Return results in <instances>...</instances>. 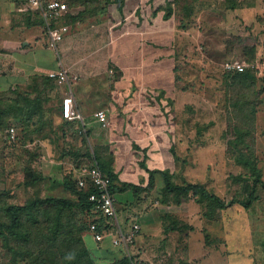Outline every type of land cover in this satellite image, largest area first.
Wrapping results in <instances>:
<instances>
[{"label": "crops", "instance_id": "1", "mask_svg": "<svg viewBox=\"0 0 264 264\" xmlns=\"http://www.w3.org/2000/svg\"><path fill=\"white\" fill-rule=\"evenodd\" d=\"M23 1L0 0V98L13 96L12 90L15 88L27 90L35 73L46 74L47 70L62 66L68 72V81L64 84L68 91L64 95L71 93L74 98L82 117L79 122L84 126L83 133L88 146L82 149V155L78 157L81 166L96 163L93 147L103 146L106 147L104 158L109 159L111 169L117 176V183L144 186L148 182L147 169L169 170L173 174L174 170L171 168H157L152 164V160L158 161L160 154L165 151L170 153V158L175 157L173 147L167 143L172 144L177 136L172 134V125L169 127L167 118L160 116L159 111H171V104H175L179 96L187 98L189 91L185 92L183 87L179 89L174 83L176 76L168 74L169 71L142 68L144 64H148L145 68H150V64L154 62L169 68L168 64L172 62V73L176 57L180 58L176 56L179 52L175 49L174 36H170L176 29L184 31L187 23L181 22L180 16L178 24L173 22L175 1L98 0L97 10L93 15L84 14V6L81 4L68 6V11L58 22L61 23L67 17L74 20L66 22L69 29L55 48L48 45L46 36L40 44V37L33 28L36 24L33 13L18 9ZM40 45H44L45 50H54L58 57L56 65L43 61L44 52L39 48ZM58 47L61 49L60 54ZM109 76H113L111 82ZM96 79H102L104 86H100ZM141 81L144 86L140 84ZM170 83L172 89L167 87ZM131 84L141 86L132 89L128 87ZM146 84L151 87H146ZM97 110L105 112L108 120L106 127H102L95 117ZM155 112L159 114L154 115ZM14 122L19 124L17 119ZM168 127L172 133L168 132ZM8 128L0 131L1 160L11 157L8 149L13 156V149H18H11L8 145L11 142L7 136ZM143 140L148 143L147 149L143 147L137 150L135 144ZM158 140L161 143L160 149L156 146ZM86 150L89 155H85ZM154 152L156 155H153ZM133 156H138L139 160H134ZM46 159L50 163L48 172L43 170L42 161ZM124 159H127L126 162ZM39 162L43 174L41 195H68L63 188L62 177L65 172L74 169L75 160L60 158L53 144L41 141ZM154 177L151 189L144 188L135 194L132 187H129L125 191L115 192L119 226L121 227L119 218L130 224V214L133 215L130 220H140V224L132 222L139 224V230L134 239L121 248L124 255L132 259V264H193L196 260L199 264L201 261L202 264H209L211 249L208 243H203L196 249L192 230L180 231L176 224L175 219L180 209L173 208L180 207L188 199L178 204L170 200L162 201L164 181L157 172ZM153 193L154 200L150 201L149 196ZM193 202L200 205L194 198ZM150 207H155L154 211L146 216ZM202 212V216L205 214L207 219H212L205 209ZM131 224L126 229H121L129 230ZM142 225L153 227L154 230V262L150 256H144L148 249L144 250L141 248L142 244H138L141 238L147 240L152 236V232L141 234ZM83 238L94 246L89 232H85ZM200 247L202 254L198 258L199 254L196 252ZM217 264H220V260Z\"/></svg>", "mask_w": 264, "mask_h": 264}, {"label": "rangeland", "instance_id": "2", "mask_svg": "<svg viewBox=\"0 0 264 264\" xmlns=\"http://www.w3.org/2000/svg\"><path fill=\"white\" fill-rule=\"evenodd\" d=\"M223 2L224 0H196V3L195 0H175L176 13L175 21L173 20L175 24H178V17H182V6L185 3L192 8L191 17L183 19V22L187 23V28L184 31L181 28L176 29L170 36V38L174 36L175 49L179 52L176 56H180L175 59L176 67H173L171 73L172 62L168 64L169 68H165L162 63L154 62L150 64V68H145L148 64L142 63V69L169 71L168 74L174 76L179 74L183 77L176 79L174 83L179 89L183 87L186 89L185 92L189 91L187 98L179 96L178 101L171 104L173 108L171 111L163 110L159 111L160 114L159 112L154 114L165 116L169 127L172 125L170 128L173 133L169 127L168 132L176 134L177 137L172 144L167 143L173 147L175 157L172 159L169 152H162L158 161L152 160L153 166L171 168L176 174L175 181L202 183L220 198L229 200L240 193L239 185L233 181V177L242 171L226 152V138L227 135L230 136L231 126L233 122L235 123L234 119L236 120V111L233 112L232 104L228 101L229 93L225 90L223 80V70H226L224 65L230 61L242 62L244 69L251 68L257 77L256 88L260 91L258 98L261 102L257 105L254 132L247 139L257 155L264 181V0H254L253 6L240 7L232 11L223 9L225 8ZM35 20L33 28L39 35L41 44L45 39L46 30L41 17ZM53 24L58 25V20H54ZM39 48L44 52L43 61L52 66L56 65L58 57L54 50H45L44 45H40ZM250 48L253 49V53H246ZM60 50L58 47L59 54ZM174 68H178L176 69L178 71ZM112 77L109 76L110 82ZM96 81L100 86H104L102 79ZM52 82L53 87L48 92L51 99L46 108L50 109L52 117L59 121L61 101L68 90L64 83L57 84L53 80ZM140 84L145 85L143 81ZM140 84H131L128 87L134 89L141 86ZM168 85L167 87L172 89L171 83ZM147 86L149 85L146 84ZM170 95L169 97L172 96ZM14 121L15 119H10L6 127L16 126ZM145 140L135 144L137 150L143 147L147 149L148 143ZM156 146L160 149L159 140ZM13 151L14 156L8 149L11 157L0 159V188L10 186L15 192V200L22 202L26 194L23 186L19 184L23 176L22 160L19 158L21 150L18 148ZM153 155H156V152ZM133 158L139 160L138 156ZM126 160L124 159L125 162ZM47 161V159L42 161L45 172L50 170V163ZM258 193L259 199L250 208L245 209L239 204H233L217 210L212 219H207L205 214V217L202 216L205 207L196 204L193 197H190L180 207L173 208L180 209L175 219L177 227L183 232L192 230L191 235L194 237L196 249L199 245L208 243L212 250L209 264H217L219 260L220 264H264V189H260ZM154 195L155 193L149 196L150 201L154 200ZM115 205L118 207L117 203ZM154 208H148L146 216H149ZM132 216L128 215L129 223L137 221L140 224V220H130ZM119 219L122 228L126 229L127 225H130L122 218ZM186 225L191 227L188 228ZM140 231L141 234L152 232L151 237L147 240L141 238L138 244H142L141 248L144 250L148 249L144 256L148 258L150 256L154 262L156 243L153 227L142 225ZM200 253L202 254L201 247L196 252L199 254L198 258ZM10 260V253L3 248L0 237V264H25L12 263ZM198 262L196 260L193 264H199Z\"/></svg>", "mask_w": 264, "mask_h": 264}, {"label": "trees", "instance_id": "3", "mask_svg": "<svg viewBox=\"0 0 264 264\" xmlns=\"http://www.w3.org/2000/svg\"><path fill=\"white\" fill-rule=\"evenodd\" d=\"M62 1L67 6L83 5L84 14L93 15L97 10L98 0ZM253 2L254 0H224L223 9L232 11L240 7H251ZM182 10L181 22L192 15V8L186 3ZM33 16L34 20L40 17L38 14ZM69 20L73 21L74 18L72 20L67 17L61 23L66 24ZM249 52L252 54L253 49L246 51ZM174 69L178 71V68ZM181 77L183 76L176 74V79ZM223 80L225 90L229 93L228 101L232 104L233 112L236 111L231 134L225 135L226 152L242 170L233 177V181L239 185V195L224 200L202 183L175 181L176 174H171L169 170L146 168L148 182L144 186L117 183V176L111 169L109 159L104 158L106 147H93L96 164L110 178L112 193L125 191L129 187H132L135 194L144 188L151 189L157 172L164 181L162 201L170 200L178 204L193 197L201 207H205L210 217L217 210L233 204L248 209L259 199L258 192L264 189V181L257 155L247 139L254 132L257 105L261 102L258 98L260 91L256 88L257 77L251 68H245L242 71L223 70ZM27 87V90L15 88L12 90L13 96L0 98V131L6 128L10 119H17L19 122L15 127L16 139L8 145L11 149L17 147L21 150L18 157L22 160L23 180L19 184L26 194V198L18 202L10 186L0 188V237L3 248L10 253V261L25 264H132V259L124 255L121 248H114L109 243L96 248L95 244L92 246L83 238L92 221L99 225L103 221L99 212L94 209L93 202L88 199L92 187L88 185L78 188L73 178L74 169L81 167L78 157L82 155V149L88 147L83 133L84 126L79 120L64 118L61 106L60 114L58 113L60 120L56 121L52 117L46 105L51 99L48 92L52 89L53 82L45 73H35ZM41 141L53 144L60 158L75 160L74 169L65 172L62 177L63 188L68 194L66 196L41 195ZM28 143L31 145H27ZM88 153L86 150L85 155Z\"/></svg>", "mask_w": 264, "mask_h": 264}, {"label": "built area", "instance_id": "4", "mask_svg": "<svg viewBox=\"0 0 264 264\" xmlns=\"http://www.w3.org/2000/svg\"><path fill=\"white\" fill-rule=\"evenodd\" d=\"M20 11L37 13L40 15L46 30L47 43L50 47L63 40L69 27L65 23L54 25V20H60L68 11L67 4L62 0H24L18 8ZM224 68L229 71H242L244 65L240 61H230L225 63ZM46 75L57 84H65L68 81V72L62 66L46 71ZM61 114L67 120H81L80 111L77 109L74 98L71 93L66 94L61 101ZM102 127L108 125L106 114L103 110H97L94 113ZM7 136L10 141L16 139V131L13 126L7 130ZM73 178L78 188H85L88 185L92 187V192L88 199L93 202L94 209L97 210L102 218L99 225L96 221L89 224L88 232L94 241L95 247L104 246L105 241L114 248H124L130 243L137 231L139 224L134 222L129 230L123 231L117 221V209L115 206V197L110 189V178L102 172L96 163L81 166L74 171Z\"/></svg>", "mask_w": 264, "mask_h": 264}]
</instances>
